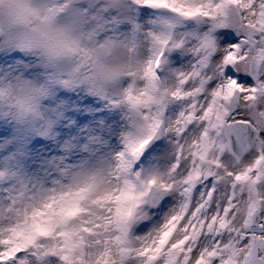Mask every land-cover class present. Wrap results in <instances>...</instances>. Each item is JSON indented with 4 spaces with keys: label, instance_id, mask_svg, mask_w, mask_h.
Masks as SVG:
<instances>
[{
    "label": "rangeland",
    "instance_id": "obj_1",
    "mask_svg": "<svg viewBox=\"0 0 264 264\" xmlns=\"http://www.w3.org/2000/svg\"><path fill=\"white\" fill-rule=\"evenodd\" d=\"M144 4L143 0H45L50 11H58L57 18L65 26L62 30L75 34L72 43L65 46L66 58L57 63L46 61L30 44L0 30V228L9 225L18 210L49 199L45 210L33 220L31 229L50 234L55 227L87 215L86 223L95 227V221H101L104 230L115 233V241L126 242L121 255L114 257L121 264H146V258L135 250L163 227L186 197L178 187L169 189L154 184L167 195L157 207H149L142 202L140 188L144 189V182L150 177L163 179L168 175L180 139L175 131L176 123L203 96L193 109L198 111L210 96L209 85L224 79L211 58L201 63L198 49L205 35L215 40L213 57L227 51L228 46L221 44L222 33L230 32L235 37L232 43L241 40L240 46L247 50L246 38L251 37L247 64L240 65L239 70L234 67L233 71L243 83L254 86L258 98L245 101L240 97L232 119L247 120L256 126L264 124L259 115L264 110V93L257 92L264 82V60L253 81L249 72L250 62L264 47V36L242 27L238 30L237 23L202 15L176 24L163 62L162 86L182 87L180 74L196 72L198 75L192 76L191 84L200 85L201 92L195 96L164 98L159 135L137 156L135 194L139 195L140 207L134 227L122 238L119 234V199L124 184L119 166L121 147L128 140L132 143L148 122L145 116L149 112L155 115L152 106L147 110L144 107L147 97L141 92L143 73L148 41L158 32L157 22L159 26L161 19L168 20L147 10ZM98 68L103 70V80L97 75ZM24 93L31 94L33 105L25 107L18 102ZM183 118L187 120L188 116ZM204 126L196 120L193 130L183 140L198 138ZM209 133L213 152L233 167L251 163L264 152V133H261L258 146L246 151L235 164L228 153L217 147L212 130ZM256 167H260L259 163ZM114 176L119 178L118 190L113 186ZM257 188L262 193L264 181ZM195 195L199 194H189ZM94 209H106L110 216L100 217ZM66 212L72 214L68 221H63ZM80 231V228H66L58 235L71 248L79 244L74 237ZM47 264H66V261L57 253L48 258ZM97 264H110V261L105 256L98 258Z\"/></svg>",
    "mask_w": 264,
    "mask_h": 264
},
{
    "label": "snow or ice",
    "instance_id": "obj_2",
    "mask_svg": "<svg viewBox=\"0 0 264 264\" xmlns=\"http://www.w3.org/2000/svg\"><path fill=\"white\" fill-rule=\"evenodd\" d=\"M143 2L151 4L150 0ZM163 8L183 17L202 15L237 23L246 30L264 36V0H168ZM222 35L221 44L228 46L227 51L213 57L215 40L205 35L198 52L202 55L201 63L211 58L218 64V71L224 79L209 85L210 96L198 111L193 109L199 105V99H204L203 96L189 106L188 112L182 114V122L176 123L175 131L180 139L176 142V157L168 175L163 179L150 177L144 182L143 190L152 184L169 189L178 187L186 197L163 227L135 250L146 258V264H264V212L255 217L257 204L264 207V194L257 188L264 181V152L251 163L233 167L226 164L220 154L213 152L210 139L209 129L219 126L220 116L227 115L231 100L237 96L245 101L258 98L253 92L254 86L250 82L247 85L243 83L233 71L234 67L239 70L240 65L247 64L249 50L232 43L235 37L230 32ZM168 42L167 38L159 40V50L146 66L147 77L154 76L149 84L155 85V91L147 87L141 89L143 96L147 97L144 103L146 110L150 106L161 105L166 96H195L201 92L200 85L191 84L192 76L198 75L196 72L180 74L182 87L169 89L161 85L156 70L160 67ZM258 56L264 60V47L260 48ZM257 92L264 93V82H261ZM259 115L264 119V110ZM184 116H188V119L185 120ZM145 120L148 122L141 129V137L129 145L133 155L143 151L161 125L158 111L156 115L149 112ZM196 120L205 125L203 131L198 138L185 142L183 137L193 130ZM257 163L259 168L256 167ZM113 180V186L118 190L119 178L114 176ZM192 192L199 195L189 196ZM48 201L46 199L18 210L15 219L0 228V264H47L48 258L57 253L62 255L66 264H97V259L105 256L110 264H121V260L114 257L121 255L126 242L115 241V233L104 230L101 221H95V227L86 223L87 215L55 227L50 234L33 233V220L45 210ZM94 211L100 217L110 216L106 209ZM66 228L81 229L74 237L79 244L70 248L65 239L58 235ZM84 228L90 231L85 232L82 230ZM157 257L159 260H156Z\"/></svg>",
    "mask_w": 264,
    "mask_h": 264
},
{
    "label": "clouds",
    "instance_id": "obj_3",
    "mask_svg": "<svg viewBox=\"0 0 264 264\" xmlns=\"http://www.w3.org/2000/svg\"><path fill=\"white\" fill-rule=\"evenodd\" d=\"M57 13L45 6V0H0V30L30 44L46 61L57 63L66 58L65 46L72 43L75 35L62 30L65 26L59 22ZM102 71L97 69L101 80ZM18 102L25 107L35 103L29 93L22 94Z\"/></svg>",
    "mask_w": 264,
    "mask_h": 264
},
{
    "label": "water",
    "instance_id": "obj_4",
    "mask_svg": "<svg viewBox=\"0 0 264 264\" xmlns=\"http://www.w3.org/2000/svg\"><path fill=\"white\" fill-rule=\"evenodd\" d=\"M259 64H255V70L258 69ZM236 123L229 124L225 126L224 133L226 138L225 146L228 151L233 154L236 162L239 161V158L242 154L251 147L256 139L255 133L251 130V127H247L245 124L241 125L240 128L233 127ZM236 128V129H235ZM149 192H152L154 195H150L148 200L151 206H155L158 204L161 198L165 196V192H162L158 189H154L150 187ZM258 209H256L255 217L258 216Z\"/></svg>",
    "mask_w": 264,
    "mask_h": 264
},
{
    "label": "bare ground",
    "instance_id": "obj_5",
    "mask_svg": "<svg viewBox=\"0 0 264 264\" xmlns=\"http://www.w3.org/2000/svg\"><path fill=\"white\" fill-rule=\"evenodd\" d=\"M125 186V185H124ZM124 192V191H123ZM262 194H264V191L262 190ZM262 212H264V207H261Z\"/></svg>",
    "mask_w": 264,
    "mask_h": 264
},
{
    "label": "flooded vegetation",
    "instance_id": "obj_6",
    "mask_svg": "<svg viewBox=\"0 0 264 264\" xmlns=\"http://www.w3.org/2000/svg\"><path fill=\"white\" fill-rule=\"evenodd\" d=\"M259 207H260V214H261L262 213L261 206L259 205Z\"/></svg>",
    "mask_w": 264,
    "mask_h": 264
}]
</instances>
